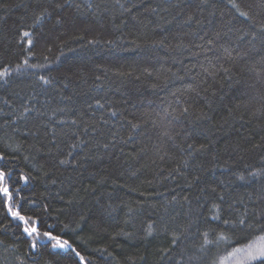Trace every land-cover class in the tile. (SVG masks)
<instances>
[{"label":"trees","instance_id":"16d2710c","mask_svg":"<svg viewBox=\"0 0 264 264\" xmlns=\"http://www.w3.org/2000/svg\"><path fill=\"white\" fill-rule=\"evenodd\" d=\"M262 26L264 0H0V264H241Z\"/></svg>","mask_w":264,"mask_h":264},{"label":"snow or ice","instance_id":"6c2138e0","mask_svg":"<svg viewBox=\"0 0 264 264\" xmlns=\"http://www.w3.org/2000/svg\"><path fill=\"white\" fill-rule=\"evenodd\" d=\"M241 15L247 16L248 13H246V12L245 13H241ZM262 27H264V26H262ZM24 36H28V33L25 32ZM262 39H264V32H262ZM29 44H31L30 40H29ZM25 64H27V61H25ZM224 71L227 72L228 70L224 69ZM7 75H8L7 69H5L4 71L0 72V78L6 77ZM41 79H44V78L41 77ZM45 83H48V81L45 80ZM185 111H187V109H185ZM114 114L115 113H113V115ZM133 127L134 128L138 127V125H133ZM72 147L75 148L76 145L74 144ZM105 147H106V145H105ZM0 159H3L2 155H0ZM61 163H66V161H61ZM5 175L6 174L3 171H0V181H2L5 178ZM25 179H27V178L25 177ZM0 191H2L9 198V200H11V193L9 192V190H8V188L6 186L3 187V188H0ZM8 212H10L13 217H18L20 220H23V221H25V223H27V219L24 216H21L19 211H13L11 204H9ZM216 219H219V217H216ZM223 223L224 224H229V223L235 224L236 221H231L230 222L228 220H224ZM239 224L245 225V220L244 219H240L239 220ZM246 227L249 228V229L254 228V227L258 228L260 230V232L262 234H264V225H259V224L253 225L252 223H248V224H246ZM24 231L27 232L29 235H31L32 233L36 232V229L35 228L29 229V228L26 227L24 229ZM44 235L48 236L51 239L56 241V244L53 245L54 247L58 246V247L63 248V247H68L69 246L67 241H61L59 237H53L51 235V233H45ZM204 235H205V237H207V233H205ZM260 238L264 239V235H261ZM32 247L33 248L36 247L35 242H33ZM248 247L251 248V245H249ZM243 250L244 249H237V251H243ZM248 258L250 260H253V261H259V264H264V248L258 249L255 255L251 251H248ZM81 259H83V257H81Z\"/></svg>","mask_w":264,"mask_h":264},{"label":"rangeland","instance_id":"374dc122","mask_svg":"<svg viewBox=\"0 0 264 264\" xmlns=\"http://www.w3.org/2000/svg\"><path fill=\"white\" fill-rule=\"evenodd\" d=\"M251 245V248L248 246L243 247L241 249H244L243 251H236L232 254V259L234 262H241V264H245L246 262H251L248 258V251H251L254 255L256 254L258 249L264 248V239H257L255 242H253Z\"/></svg>","mask_w":264,"mask_h":264}]
</instances>
